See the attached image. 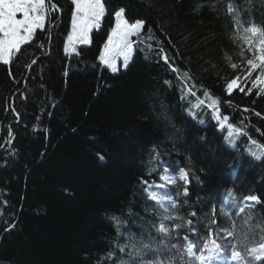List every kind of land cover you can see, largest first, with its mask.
<instances>
[{
	"label": "trees",
	"instance_id": "1",
	"mask_svg": "<svg viewBox=\"0 0 264 264\" xmlns=\"http://www.w3.org/2000/svg\"><path fill=\"white\" fill-rule=\"evenodd\" d=\"M46 3L44 29L9 65L0 63V264H111L106 253L123 242L121 234L138 229L129 211L159 224L152 209H163L144 189L159 183L163 171L177 175L184 168L191 180V195L178 198L191 207L180 214L200 222L196 234L181 230L173 240L181 252L186 234L203 244L212 218L229 229L243 225L249 211L253 223L264 220V95H256L260 86L245 94L247 58L237 31L264 26V0H103L90 44L71 53L64 47L73 4ZM121 7L129 23L143 20L144 27L131 37L127 67L112 73L99 58ZM236 76L245 92L229 96L225 85ZM213 109L229 118L225 128ZM245 146L256 148L260 160L243 155ZM183 186L176 181L168 190L175 197ZM229 191L235 206L227 202ZM248 195L261 203L247 207ZM193 209L196 218L187 215ZM112 216L125 221L119 232ZM212 228L230 256L227 241L235 239L221 241Z\"/></svg>",
	"mask_w": 264,
	"mask_h": 264
},
{
	"label": "snow or ice",
	"instance_id": "2",
	"mask_svg": "<svg viewBox=\"0 0 264 264\" xmlns=\"http://www.w3.org/2000/svg\"><path fill=\"white\" fill-rule=\"evenodd\" d=\"M74 9L72 11L71 28L72 31L67 37V42L64 47L65 53L75 52V45H88L90 44L89 33L93 28H99L101 19L105 12V5L102 0H72ZM248 4H252V0H248ZM51 9L59 11L55 3L51 4ZM48 9L46 8L45 0H0V63L3 65H9L12 58L20 52L22 45L31 42L34 38V34L38 29L43 30L45 27V15ZM229 11L232 8L229 7ZM117 20V26L109 34L107 43L105 44V53L99 58L101 63L106 64L112 73L117 72L114 59H112L108 53L112 50L110 46L113 45V38L119 37V43L116 44V48L120 54L124 57V65L127 67L129 61V51L132 48V42L129 40V36L139 35L141 29L144 27L143 20H136L134 23H129L125 19V8L121 7L114 13ZM246 34L244 40L248 45V51L252 53L253 58L246 60L247 71L244 74L243 80L245 87L247 81L251 78L252 74L259 69V73L255 76L254 80H251L252 87L247 88L240 86L241 77L236 76L227 82L225 85L226 94L231 96L234 90L245 92L246 95H250L256 86L259 87V91L256 92L257 97L264 95V26L251 24L245 29ZM43 47V45H41ZM241 55H244L243 50ZM165 64L169 63V57L163 56ZM33 64L36 63L34 60ZM234 69L237 67L235 64L231 65ZM31 67V66H29ZM169 67L171 65L169 64ZM175 71V69H174ZM67 75V71H65ZM167 84L168 81H165ZM207 95V93H205ZM216 102L213 101V104ZM247 111V109H244ZM15 112V109H13ZM214 118L218 122L227 121L229 118L224 116L220 117L219 111L213 109ZM163 115V114H162ZM255 115L260 116L261 113L256 112ZM17 119L19 114L17 113ZM39 119V117L37 118ZM159 119V117H158ZM173 127H175L173 125ZM232 126L229 125V128ZM259 130V129H258ZM179 131V130H177ZM239 132L240 129H235ZM9 140L8 144L12 142L11 128L8 132ZM251 143H256L254 140H250ZM5 145L0 144V148ZM264 154V149L261 150ZM257 159L259 154L253 153ZM158 155L153 159H158ZM101 160L104 157H100ZM150 171H152L150 169ZM161 180L171 184H175L176 181L168 176H161ZM180 179L183 180V189L177 192L175 197L171 192H165L163 195L158 194L156 191H149L144 189L148 193V198L154 202L168 201L169 207H164L163 211L153 207L152 214L159 218V224L156 219H146L140 216L136 219V214L131 211L128 212V217L131 222L138 224L136 232L127 230L123 235L122 243H114L112 249L105 255V260L110 261L111 264H173L174 261H179L180 264H188L184 260V252L180 251L179 241L173 242L181 230H189L195 233V224L199 223V220H186L184 215H181L182 208L187 205L191 207L188 200L185 199L181 202L178 198L183 196L185 198L191 195L189 179V173L184 169H180ZM199 183V178L196 177ZM141 183L146 184V180H142ZM160 188H164V184L158 185ZM229 200L227 202L236 205V201L232 198V192L227 193ZM246 201L260 204L261 200L256 195H248L244 197ZM7 204V201H5ZM148 208L145 209L148 212ZM242 210V209H241ZM222 214L228 216V212L221 210ZM188 216L196 218L198 213L193 209L187 213ZM215 217V209L212 213ZM111 220L117 224V230L119 232L120 226L125 224V221L119 216L110 217ZM231 219V217H229ZM254 215L251 211L245 216L243 225L237 227L235 224L229 228H222L217 224V220L212 218L207 225V234L203 238L202 247H198L199 236L196 242L189 238V235H184L183 240L187 241L186 254L188 257L195 258L199 264H209V262L220 253L225 247V243H218L216 238H213L212 225H216V233L219 235L221 241L227 238L235 239V243L232 240L227 241V246H230V258L235 264H264V220H259L253 223ZM165 221L171 222V228L165 225ZM190 226H192L190 228ZM15 224L10 225L5 231H10ZM259 230V233L257 232ZM260 234V239H255L256 235ZM194 249L198 250V254L194 252Z\"/></svg>",
	"mask_w": 264,
	"mask_h": 264
},
{
	"label": "rangeland",
	"instance_id": "3",
	"mask_svg": "<svg viewBox=\"0 0 264 264\" xmlns=\"http://www.w3.org/2000/svg\"><path fill=\"white\" fill-rule=\"evenodd\" d=\"M48 1H49V0H48ZM70 1L72 2V0H70ZM102 2H103V0H102ZM45 3H46V0H45ZM73 6H74V4H73ZM74 7H75V6H74ZM74 7H73V9H74ZM46 8H47V7H46ZM47 12H48V11H47ZM46 15H47V13H46ZM46 15H45V16H46ZM116 26H117V20H116V18H115V26H114V28L112 29V31L116 28ZM93 29H95V28H93ZM93 29H92V30H93ZM92 30H91V32H92ZM71 31H72V28H71V26H70V31H69L68 35L71 33ZM112 31H111L110 33H112ZM237 31H238V37H239V39L241 40V51L243 50V52H244V56H245L247 59H249V58H253L252 53H250V52L248 51V45L245 43V40H244L245 35H250V34H246V33H245V30H243V29H238V28H237ZM91 32H90V33H91ZM90 33H89V35H90ZM129 37H130V36H129ZM131 37H132V36H131ZM115 41H116V42H115ZM66 42H67V39H66ZM66 42H65V44H66ZM118 42H119V37H118V36H117V37H114V38H113V45L110 46L112 50L108 53V55H109L112 59H114L115 66L117 67V71H118V69H125V65H124V57H123V55H122V56H118V54H119L118 51H119V50L115 47L116 44H118ZM106 43H107V42H106ZM78 45H79V44H77L76 46H78ZM70 53H71V51H70ZM115 55H116V57H114ZM131 55H132V53L129 52V60H130V58H131ZM117 56H118V57H117ZM128 62H129V61H128ZM246 65H247V64H246ZM258 73H259V69H257L256 72H254V73L252 74L251 78L247 81L250 87H252L251 80H254V79H255V76H256ZM257 87H258V86H256V88H257ZM186 112H187V114H188L191 118H193V119H195V120H199V118L197 117V115H196L195 113H192V112L189 111V110H187ZM220 124H221L222 128H225V127H226L225 121L220 122ZM228 144H229L231 147H234L233 144H230V143H228ZM254 152L257 153V154H259L256 148H246V146L243 148V151H242L243 155L249 156L252 160H255V161L260 160L261 155H259V159H257L256 156L253 155ZM161 176H168V177H170L171 179H174L175 181L183 182V180L180 179V172H179V174H177V175H171V174H169V173H167V172H163V173L160 175V177H161ZM159 180H160L159 183L147 185L146 188H147L149 191H156L158 194H161V195H163L165 192H169V191H168V187H169V186H172L173 184L168 183V182H166V181H163V180H161L160 178H159ZM160 184H164L165 187H164V188H160V187H158V185H160ZM146 193H147V192H146ZM147 194H148V193H147ZM246 202H247V203H246L247 206H252V205L255 204L254 202H250V201H246ZM154 203H156L157 205H159L162 209H164V207H169V204H168V201H167V200H165L164 202H162L163 207L161 206V203H160V202H154ZM194 252H196V251L194 250ZM184 253H185L186 257H187V260H188L189 262H191V264H199L198 261H195L194 256H193V257H188V256H187V254H186V248H185V250H184ZM196 254H198V253L196 252ZM209 264H235V262L231 261V258H230V257L228 258V257H226L224 254H222V253H218V254H216V256H215V257L209 262Z\"/></svg>",
	"mask_w": 264,
	"mask_h": 264
}]
</instances>
